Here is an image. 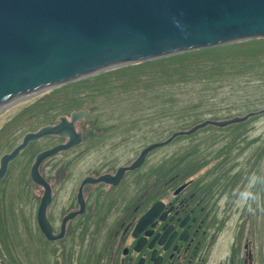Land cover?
<instances>
[{
	"label": "flooded vegetation",
	"instance_id": "obj_1",
	"mask_svg": "<svg viewBox=\"0 0 264 264\" xmlns=\"http://www.w3.org/2000/svg\"><path fill=\"white\" fill-rule=\"evenodd\" d=\"M74 114H81L73 123L80 143L58 154L84 146L88 168L69 196L68 209L62 210L57 219L50 212L56 201L55 186L39 171L51 192L46 219L53 236L62 233L58 240H47L38 228L35 213L40 238L57 246L52 253L54 264H264V138L259 142L250 133L248 156L235 157L239 149L230 150L232 143L236 145L235 139L239 142L249 134L246 123L225 128L207 126L191 135L177 136L164 147L207 128L222 133L237 126L238 132L221 144L217 154L208 155L199 149L190 154L187 146L180 156L170 151L153 161L152 155L162 150L159 148L150 152L139 168L126 170L116 184L96 181L82 186L87 178L115 181L119 170L131 167L146 147L198 124L179 128L166 140L131 151L128 143L134 135L128 132L134 125L111 122L93 125L92 132L84 133V123L87 128L91 125L90 111L72 113L64 119L71 122ZM61 119L46 126H55ZM48 138L54 144L36 152L33 162L38 153L68 141L63 136ZM58 154L45 161L58 158ZM39 188L42 194L38 206L44 194ZM80 204L82 212L67 220L62 230L64 218L78 213ZM156 204L160 206L155 217L137 228Z\"/></svg>",
	"mask_w": 264,
	"mask_h": 264
},
{
	"label": "water",
	"instance_id": "obj_2",
	"mask_svg": "<svg viewBox=\"0 0 264 264\" xmlns=\"http://www.w3.org/2000/svg\"><path fill=\"white\" fill-rule=\"evenodd\" d=\"M255 39H264V0H0V109L122 66ZM260 114L264 109L227 121H204L146 147L131 167L119 170L115 181L87 178L82 186L96 181L116 184L126 170L139 168L150 152L177 136L207 126L242 124ZM80 116L25 134L19 145L0 157L1 181L30 143L50 136L68 138L67 143L38 153L30 169L31 181L44 189L36 221L49 241L62 233L52 235L46 219L51 192L38 169L46 159L80 143L73 128ZM80 205L78 213L64 218L62 230L67 220L82 212ZM159 206L154 205L137 228L151 221Z\"/></svg>",
	"mask_w": 264,
	"mask_h": 264
},
{
	"label": "rangeland",
	"instance_id": "obj_3",
	"mask_svg": "<svg viewBox=\"0 0 264 264\" xmlns=\"http://www.w3.org/2000/svg\"><path fill=\"white\" fill-rule=\"evenodd\" d=\"M261 44L263 42L259 41L249 45L250 48L255 46L261 48ZM255 60L256 63L251 65V61H247L246 57L228 58L222 61H228L229 64L225 65L237 70L231 71L225 77H215L211 81L192 79L176 87L168 85L159 87L160 90L156 91L163 94L164 98L171 97L168 104H163L162 100L155 98L150 90H147L149 84L146 82L147 84L144 85V81L150 70L142 66L124 69L123 74L119 72L117 77L112 74L108 77L96 79L88 77L69 83L89 81L85 84V88L89 87L88 90L80 94L81 103L78 106L63 107L44 114L34 107L16 121L14 116L22 108L31 106L49 92L44 91L21 98L0 109V157L18 145L26 133L36 132L49 123L57 122L61 118H69L72 113L79 111H90L91 115L89 122L91 125L89 124L87 128L88 125L84 123V133L86 130L92 132L93 125L102 126L111 122L134 125L130 126L131 131L128 132L134 135L128 143L131 151L138 150L151 142L166 140L179 128H190L207 120L223 121L261 111L264 109V55L259 54ZM222 61L221 66L224 65ZM66 89L65 92L63 90L58 92L54 98H62V94H69L71 87ZM173 96H175L174 106ZM245 123V129L249 134L239 142L235 139L233 142H236V145L232 143L230 149H239L235 157L249 155L250 133L254 135V140L259 142L264 138V114L251 118ZM226 129L221 133L207 128L194 137L177 140L167 148L164 146L161 147L162 150L156 151V149L152 160L165 156L170 151L174 156H180L187 146L190 154L193 151L197 152L198 149L205 150L208 155L217 154L221 152L218 151L221 144L227 143L231 135L238 132L237 126ZM54 142L52 138L47 137L30 143L29 148L22 151L9 165L0 189V261H2L0 264H54L55 262L52 253L57 246L46 244L38 232L35 213L42 190L31 181L29 173L30 165L33 164V155ZM85 148L83 146L66 154H58V158L45 161L39 168V171L45 174L47 181L55 186L56 201L50 210L51 216L55 219L62 210L68 209L70 194L76 188L78 180L87 172ZM131 153H127L126 157ZM64 258L67 261V258Z\"/></svg>",
	"mask_w": 264,
	"mask_h": 264
},
{
	"label": "trees",
	"instance_id": "obj_4",
	"mask_svg": "<svg viewBox=\"0 0 264 264\" xmlns=\"http://www.w3.org/2000/svg\"><path fill=\"white\" fill-rule=\"evenodd\" d=\"M263 42L261 48L256 46L250 48L251 43L254 42ZM246 49V50H245ZM264 55V39H255L239 43H234L226 46L202 49L197 51H191L181 54L172 55L166 58L154 60L151 62L140 63L137 65L122 66L116 69L108 70L103 73L94 75L90 77L101 78L103 76L108 77L114 74V77L118 76V73H122L124 69L130 68H139L146 67L150 71L147 72V77L145 78L144 85L147 83V90L157 99L163 101V104H168L171 97L164 98V95L156 90H160L164 85L176 87L180 84L187 83L192 79H203L204 81H211L215 77L227 76L231 71L237 70L233 69L227 60L228 58L236 57H246L247 61H251V65L256 63L255 57ZM207 58V59H206ZM223 62V66H228L227 68H222L220 62ZM241 71V70H240ZM126 74V72H124ZM123 74V73H122ZM89 78V79H90ZM88 80H83L80 83H74L69 85H63L56 89L47 91L41 99L37 102H34L29 107L22 108L14 117L16 121L19 120L22 115L26 114L30 108L37 107V110L43 113L47 111H55L62 109L63 107H76L81 103L80 94L84 93V90L87 91L89 87L85 88V84L88 83ZM147 82V83H146ZM70 93L62 94V98H54V96L60 91H67L66 88H70ZM64 91V92H65ZM86 94V93H85ZM90 96V94H86ZM173 106L175 105V96L172 97ZM163 106V105H162ZM78 110V109H74ZM72 110V111H74ZM30 112V111H29ZM48 115V114H46ZM13 120H10V122ZM219 121V120H218ZM201 123V122H199ZM7 124V123H6ZM51 124V123H49ZM198 124V123H197ZM48 125V124H47ZM2 263V261H0Z\"/></svg>",
	"mask_w": 264,
	"mask_h": 264
}]
</instances>
